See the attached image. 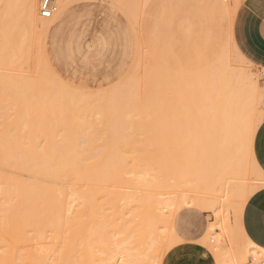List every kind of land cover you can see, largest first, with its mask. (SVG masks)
<instances>
[{"label": "rangeland", "instance_id": "rangeland-1", "mask_svg": "<svg viewBox=\"0 0 264 264\" xmlns=\"http://www.w3.org/2000/svg\"><path fill=\"white\" fill-rule=\"evenodd\" d=\"M128 1L127 4L130 3ZM136 2L138 0H131L127 5L124 0H96L87 7L70 6L64 12L58 11L54 23L59 25L63 22L66 27L62 30L57 59L51 55V37L39 33L38 27H30L23 20H18L20 29L28 28L29 49L21 54L16 64L6 65L0 61V85L5 90L1 93L5 98L0 96V100L3 99L0 102V209L5 206V209L15 210L17 207L16 213H0V264H264V249L253 244L241 228L244 205L264 187V175L250 163L244 150L240 152L238 149L235 155L237 162L234 161L232 166L236 172L210 176L205 165L207 153L203 144L206 140L205 135L203 139V121L183 115L187 111L194 112L192 105L196 102L189 100V90L183 99L182 96L177 98L182 94L177 83L181 65L186 61L190 66L189 75L185 78L188 83L195 67L192 63L200 59L204 66L207 62L215 64L220 77H230L237 83L242 81L240 86L253 78L258 87L254 89L247 84L245 93H248V101L253 105L256 116L260 115L257 128L264 119L263 95L259 87L264 70L257 69L240 52L231 39L233 33L229 31H232L231 14L241 0H217L220 7H228L229 13L224 15L218 13L217 6L213 9V0H139L135 5ZM54 15L49 18L50 22ZM203 19L210 22L211 34L206 37H203ZM193 48H199L198 56ZM234 48L245 60L237 57ZM134 60H137L136 64ZM131 65L139 66L134 68ZM129 67L137 73L132 70L129 73ZM132 74L138 83L131 86V90L137 93V102L148 116L112 120L101 125L96 119L87 122L84 118L85 123L108 128L107 138L89 143L94 147L91 150L95 162L100 153H105L107 160L108 180L95 187L105 197L101 202L95 195V204L103 206L104 213L99 217L98 214L89 217L88 209L78 204L75 210L83 220H75V230L65 225L63 230L54 228L53 224L59 220L46 215L26 216L22 213L23 206L27 207L26 203L31 199L28 198L27 186L32 193L60 192L65 201H68L70 193V179L27 170L43 167L41 155L48 151V144L75 136L73 130L79 125L70 118L53 121L48 114L51 108L46 105L53 107L58 102L47 101L44 95L49 92L52 99L64 101L72 97L77 99L82 92L79 97L98 104L110 97L109 94L115 96L116 88L122 84L120 81L124 77L129 79ZM28 80L34 82L33 87H24ZM168 80L172 88L169 90L166 88ZM110 89L113 91L108 94ZM159 90L155 101L153 93ZM12 95L15 96L13 99L10 98ZM177 100L181 101L180 104ZM171 102L172 105H168ZM77 109L86 113L89 107L85 105ZM114 132L119 134L111 137ZM101 144L104 147L97 148ZM118 168H123L121 182L114 180V170ZM142 170L147 171L149 181L145 187L138 188L131 180L134 181V174L142 177V172L137 173ZM229 181L233 183L231 197L225 200L219 190L227 188L225 184ZM7 186L12 188L10 196L4 191ZM22 189L25 199H20ZM128 197L132 201H128ZM26 198L29 200L24 201ZM13 200L19 204H12ZM227 200L230 204L228 214L223 208ZM18 205H21V210H18ZM219 222H224L222 227L218 226ZM183 234H187L186 237ZM252 244L257 247L255 253L249 251Z\"/></svg>", "mask_w": 264, "mask_h": 264}, {"label": "bare ground", "instance_id": "bare-ground-1", "mask_svg": "<svg viewBox=\"0 0 264 264\" xmlns=\"http://www.w3.org/2000/svg\"><path fill=\"white\" fill-rule=\"evenodd\" d=\"M40 1L41 0H0V4L3 6V10L0 11V61H3L4 64H6V65L8 63H9V65H11V63L16 64L15 61H19V57L21 56V54L26 49L27 50L29 49L28 45H30V44H29V41L27 40L28 28L26 29V26H24L23 28L21 27V29H20L19 25H18V23H19L18 20H23V23L25 22V24L30 26V27H38L39 33L45 34V36H46L47 31L49 29L50 21H49V19H43V18L41 19L39 17L38 10H39ZM72 1H75V0H55L54 1V4H55L54 13L56 11L60 10L61 8H63V6H65L66 3H70ZM127 1L128 0H126V1L124 0V2H125L124 4H127L126 3ZM130 3H131V0H130ZM130 3H128V4L130 5ZM138 3H139V0H138ZM138 3L136 2L135 5H137ZM209 3H210V1H208V4ZM213 3H214V5L211 3L212 6H214L213 9H215L216 6L219 8L218 10L216 9L218 11V13L224 15L225 13L228 12L227 6L220 7L217 4V0H213ZM133 4H134V2H133ZM220 4H222V3H220ZM127 5H124V6L126 7ZM148 5L150 6V4H148ZM212 6H210V7L212 8ZM133 7L135 9L136 6L133 5ZM128 8H129V6H128ZM131 9H132V7H131ZM143 9H140V10H143ZM175 9H176V7L174 8V10ZM137 10H139V9L136 8V11ZM131 11H133V10H131ZM217 11H216V13H217ZM235 11H236V9L233 10V12L231 11L232 12V14H231L232 21H233ZM54 13H53V15H54ZM124 13H126V12H124ZM134 13L136 15L137 12H135V10H134ZM143 13H144V11H143ZM209 15L210 14H208V16ZM211 17H209L208 19L211 20ZM221 19H223V18H221ZM135 21H136V19H135ZM203 21H204V19H203ZM141 22L142 21H140V23ZM183 22H184V20H183ZM206 22L205 21L203 22V37L209 36L211 34V32L209 30V26H208L210 22H208V20ZM231 26H232V22H231ZM229 31H230V33L232 32L231 30H229ZM184 34H185V32H184ZM188 35L189 34L187 33V36ZM231 39L233 41L232 35H231ZM135 49H137V48H135ZM193 50H194V53H197V56H198L199 48H198V50H197V48H193ZM234 51H235L237 57H239L240 59H244L239 54L237 49L234 48ZM137 52H138V50H137ZM26 55H28V54H26ZM134 57H135V55H134ZM134 59H136V58H134ZM208 59H209V57H208ZM220 59H222V57ZM135 61H137V60H134V63H135ZM210 61L211 60H209V62ZM192 64H194L195 67L193 68V71H192L191 81L188 82L190 84H188L187 80L185 79L186 75L188 74V68L190 66L189 67L187 66L188 63L186 61H185V63H183L181 65V69H180L181 72L180 71L178 72L180 74V81H177V83L179 82L178 83L179 84L178 89L179 90L181 89L182 94H178L179 96L177 98L180 97V99H181V96H182V99H183V96H185L187 91L189 90V92L187 93L189 100L192 102H196V103H193V105H192L195 108L194 112H188L187 111L186 113L184 112L183 115H185L187 117L200 118L203 121V126H202L203 127V139H204V135L206 138V140H204L203 144H204V147H205V150L207 153L205 165L207 167V170L209 169V175L214 176V177H218L220 175L221 176L226 175V174L230 175L233 172H236L234 169H232V166H233L234 161H235V163L237 162V156H235V155L238 153V149H239V151L244 150V153L246 154L245 155L246 158L249 157L250 163H252L254 165V167L258 170V168L255 164L254 158H253V154H252V141H253L255 129L257 128L256 124L260 121L261 118H260V115L256 116V114H255L256 112L253 109V105L251 103H249V101H248V100H250V98L247 95L248 93L247 94L245 93V87L247 86V84L252 85L253 88L256 89L258 87L256 85V82H254L253 78H252L251 80H245L243 82L244 83L243 86H240L239 83H241L242 81L241 82L239 81L237 83L236 81L234 82L231 79H229L230 77L228 78L225 76L226 78H223L221 76L222 77L221 78L219 76V74L216 73L217 68L215 67L216 66L215 64L212 65L213 63L211 64V63L207 62L206 65L204 66L203 62H201V60L198 59V60L194 61ZM216 64H218V63H216ZM169 65H170V63H169ZM138 66L139 65H135V66L131 65V67H134V68H137ZM134 68L130 69V67H129V70H130L129 73H131V70L134 71ZM49 70L50 69H48V72H49ZM224 70H226V69H224ZM229 71H230V73H232L231 70H229ZM50 73H51V71H50ZM129 73L127 72L126 75L129 76L130 75ZM136 73L137 72H135L134 74H136ZM134 74H132V77H129V79H128V77L126 78L128 81L126 79H124L125 78L124 77L122 79V81H120V82H122L121 86L119 84L116 85L117 87L119 85V89L116 88L117 93H115L116 94L115 96L112 95L113 96L112 97L111 94L108 93L113 89V87H114L113 86L112 89L107 91V93L110 95V97L106 98L105 100H103L101 103H98V104H94L90 101H87L85 98H82L83 96L79 97L82 94L81 91H80L81 94L80 95L78 94L79 95L78 98L75 97L77 99H74L71 96L72 97L71 99H66L64 101H62V99H61V101H58L57 99H54V98L52 99L49 92H47L45 94V92H42L43 90L41 91L43 94H45L44 96H45V99H47V101L48 100H52V101L55 100L56 102H58L56 104V106L52 105L53 107L46 105L47 108L48 107L51 108V112H49L48 114H49V117L53 121H59L61 119L70 118V119H74L75 123L78 122L79 125H77L75 127V129L73 130L74 132H76L75 136H67V138L63 139L60 142L50 144V145L48 144V151L44 152L43 153L44 155H41L42 156L41 157V159H42L41 164H43V167L29 168L27 170L29 172L37 173V174L44 175V176H49V177L50 176H56L57 178L60 177L62 179H70L71 180L70 193L68 196V201H65L60 192H48V193L44 192V193H40V194L32 193L31 189H29V187L27 186V188H28L27 192L29 193V196H30V197L28 196V198H31V199L29 200L28 198H26V200H24V201H27V199H28L29 201H28V203H26L27 207L23 206L24 210L21 211L22 213H26V216H44V215H46V216H49L50 218L54 219L55 221L59 220V221H56L59 223H54L53 227L56 229L59 228L60 230L65 226L75 228V226L77 225V221L75 222V220L83 218L81 216V214H79L75 210V208H76V206H78V204L84 205V207L88 209L89 214H90L89 217H92L95 214H98V217H99L100 213H104L105 209L104 210L102 209L103 206L95 204V202H96L95 201V195H96V197L100 198L101 202H102V199H104L105 197L102 196V194L98 193L95 187H96V185L105 183L108 180L109 171H108V168L106 166L107 160H106V158H104L105 153L104 154L100 153L97 156L98 159L96 158V156L94 154L95 160L97 159V161L95 162L93 159V153H92V150H93L92 148H94V147L89 145V143L94 141L95 139L98 140L99 138H102V140H103V137L107 138L106 133H107L108 128H107V126H104V125L102 128H100L99 126L85 123L84 118H86L85 120L87 122H89V120H91V119H96V121H98L100 123L99 125H101L102 123L104 124L105 122H109L112 120H115V121L116 120H123L124 121V120H129V119L130 120L131 119H140L142 117L144 118L145 116H148L147 113L144 114V112L142 111L143 108L141 109L140 105L137 102V93H134L131 90V88H132L131 86H133L135 83H138L137 81L135 82V78H137V77H135ZM190 74H191V72H190ZM136 76H138V74ZM237 76H239V75H237ZM4 77H6V76H4ZM8 77H10V76H8ZM8 77H6V78L8 79ZM245 77H246V75H245ZM18 78H19V76H18ZM19 79H21V78H19ZM175 79H176V77H175ZM178 79H179V76H178ZM240 79L241 78H239V80ZM30 80H32V79L30 78ZM30 80H28V81L31 84L28 83V81H26L25 84H23L24 87H28V86L33 87L34 82H31ZM123 80L126 82H124ZM3 82H4V80H3ZM245 82H247V83H245ZM6 83H8V82L6 81ZM1 84H2V82H1ZM19 84H21V83H19ZM130 84H132V85H130ZM166 84H167L166 88L169 90L171 88V87H169L170 81L168 80ZM9 85L11 86L12 84L9 83ZM9 85L7 86L8 88H10ZM16 85H17V83H16ZM164 85H165V83H164ZM135 86H137V85H135ZM170 86H172V85H170ZM1 87L2 86L0 85V96H2V94H1L2 91L3 92L5 91V90L1 89ZM5 87L6 86H3V88H5ZM17 88H18V86H17ZM135 88H137V87H135ZM14 89H12V90H14ZM67 89H68V87H66V90ZM254 89H253V91H254ZM8 90H10V89H8ZM138 90H137V92H138ZM160 90L162 91L163 89H160ZM160 90L158 92L154 91V93H153V95H155V101L158 99L157 97L159 95L158 93L160 92ZM84 91H86V90H84ZM28 94H27V96H28ZM65 94H67V93H64V95ZM89 94L94 95L95 93L90 92ZM160 94H162V93H160ZM5 95H7V94H5ZM36 95H38V94H36ZM88 96L89 95H87V97ZM2 97L5 98V96H2ZM6 97L8 98V96H6ZM13 97H15V96L12 95L10 98L13 99ZM11 99H10V101H11ZM162 99H163V97H162ZM162 99H160V100H162ZM1 100H3V99L1 98ZM1 100H0V102H1ZM98 102H99V100H98ZM179 102H181V101H178L177 104H180ZM144 104H146V103H144ZM85 105H87L89 107V110H87L86 113H85V111L83 112L81 109H80L81 111H79V109H77L79 107L82 108V106H85ZM168 105H172V102H171V104L169 103ZM144 106H146V105H144ZM148 106L149 105H147V107ZM165 107H167V105H165ZM163 108H164V106H163ZM164 109H166V108H164ZM164 109H162V110H164ZM187 109L189 110V108H187ZM144 110H145V108H144ZM70 111H72V112H70ZM163 118H165V117H163ZM165 120H167V119H165ZM202 127H200V128L202 129ZM118 134L119 133L114 132L110 136L112 137V136H116ZM94 136H95V138H94ZM99 140H101V139H99ZM103 147L104 146L101 144V146L98 145L97 148L102 149ZM242 151H240V152H242ZM16 157L18 159V156H16ZM20 158L22 159V157H20ZM14 161H17V160L14 159ZM239 161H240V158H239ZM2 163H5V162H2ZM81 163H86V164L79 166L78 164H81ZM239 163L240 162H238L236 166H238ZM11 165H13V164H11ZM193 165L194 164H192V166ZM50 166H54V167L50 168ZM56 166L58 168H56ZM53 168H56V169H53ZM196 168L199 169L201 167L196 166ZM236 168H238V167H236ZM122 169L123 168H121V169L118 168V169L114 170V176H115V177L113 176L115 178L114 180H116L118 182L123 181L122 180V177H123L122 176V174H123ZM182 169H183V167H182ZM192 169H189V170H192ZM197 169H194V170H197ZM238 170H240V169H238ZM141 172L143 174L142 177H140L141 175L137 174L139 176L137 178L136 177L137 175L134 174V181H133V179L131 180L132 182H134L137 185V187L138 186L145 187L149 181L148 180L149 175L147 174V171L142 170V171H139L137 173L141 174ZM130 173L132 174V172H130ZM130 173H128V174H130ZM180 173H182V172H180ZM191 173L196 174V171H194V173L193 172H191ZM259 173L263 174L260 170H259ZM187 174H185V175H187ZM192 174H190V175H192ZM182 175H183V173H182ZM132 177H133V174H132ZM135 177L137 179H135ZM232 185H233V183H231L229 181V182H227V184H225V186L227 188H223V189L221 188L219 190L223 194L222 196L224 199L225 198L230 199V197H231L230 196L231 195L230 188ZM12 187H13V185H12ZM20 187L21 186H19L18 188H20ZM11 189H12L11 186H7V188H5L4 191H6L7 194H9V196H10L11 195ZM22 191H23V196L20 195L21 196L20 199H22V197L24 198V189H22ZM12 197L10 198L11 200H12ZM130 198H132V197H130ZM128 199H129V197L127 198V200ZM119 200H121V199L119 198ZM124 200H126V199H124ZM127 200H126V202L129 203L128 201L130 199L128 201ZM4 201L5 200H3V202ZM7 201H6V203H7ZM97 201H98V199H97ZM130 201H132V199ZM136 201H138V200L136 199ZM13 202H14V200L11 201L12 204H13ZM15 202H17V201H15ZM19 202H21V201H19ZM6 203L2 204V205H6ZM17 203H15V204H17ZM23 203H25V202H23ZM7 204H9V202ZM18 206H19V208H18V210H19L21 208V205H18ZM229 206H230V204H229L228 200H227V202L223 203V208L226 209L227 214L229 213V211H227V209H230ZM14 208L17 209L16 206ZM15 210H12V208L11 209L9 208V210L5 209V206H4V209L3 208L0 209V213L1 214L13 213V212L16 213ZM101 216H103V215H101ZM64 217H67V218L65 219ZM60 220L61 221L67 220V222L68 221L69 222L66 223L64 221L66 224L65 223L63 224V223H61ZM224 222H222V223L219 222L218 226L222 227V224ZM80 223H81V221H80ZM89 223H88V225H89ZM88 228H89V226H88ZM63 229H65V228H63ZM90 229H91V226H90ZM63 232H65V231H63ZM96 232H97V230H96ZM96 232H95V234H96ZM256 248L257 247H255L253 245V247L250 248V250H249L250 253H255ZM245 259L246 258L244 257L243 262L245 261ZM241 262H242V260H241Z\"/></svg>", "mask_w": 264, "mask_h": 264}, {"label": "crops", "instance_id": "crops-1", "mask_svg": "<svg viewBox=\"0 0 264 264\" xmlns=\"http://www.w3.org/2000/svg\"><path fill=\"white\" fill-rule=\"evenodd\" d=\"M96 0H75L66 3L58 10L64 12L70 6H86ZM58 11L50 22L47 31L51 37V55L59 58V43L66 27L62 22L54 23ZM232 38L240 52L257 69L264 70V0H241L232 21ZM264 104V73L259 85ZM264 111V105L262 107ZM253 158L257 168L264 174V119L259 124L253 137ZM241 228L244 235L256 246L264 249V187L256 191L246 202L241 216ZM187 235V234H186ZM183 234L184 237H186Z\"/></svg>", "mask_w": 264, "mask_h": 264}, {"label": "built area", "instance_id": "built-area-1", "mask_svg": "<svg viewBox=\"0 0 264 264\" xmlns=\"http://www.w3.org/2000/svg\"><path fill=\"white\" fill-rule=\"evenodd\" d=\"M54 1L55 0H41L40 1L38 14L41 18L49 19L52 17V15L55 11Z\"/></svg>", "mask_w": 264, "mask_h": 264}]
</instances>
